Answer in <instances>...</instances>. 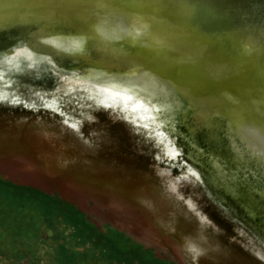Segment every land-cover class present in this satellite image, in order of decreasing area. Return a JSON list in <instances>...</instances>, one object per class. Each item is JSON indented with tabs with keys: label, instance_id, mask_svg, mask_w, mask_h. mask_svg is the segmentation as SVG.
Segmentation results:
<instances>
[{
	"label": "water",
	"instance_id": "obj_1",
	"mask_svg": "<svg viewBox=\"0 0 264 264\" xmlns=\"http://www.w3.org/2000/svg\"><path fill=\"white\" fill-rule=\"evenodd\" d=\"M0 165L176 264H264V0H0Z\"/></svg>",
	"mask_w": 264,
	"mask_h": 264
},
{
	"label": "rangeland",
	"instance_id": "obj_2",
	"mask_svg": "<svg viewBox=\"0 0 264 264\" xmlns=\"http://www.w3.org/2000/svg\"><path fill=\"white\" fill-rule=\"evenodd\" d=\"M1 181L9 184L0 185L2 219L12 225L23 219L25 226L36 224L41 240H47L39 244L38 264H56L51 247L56 240L84 253L83 264H176L59 181L0 165ZM75 210L79 216L73 214ZM110 230L119 234L122 246L117 244V252L109 242ZM2 255L0 264H8ZM23 264L30 263L24 260Z\"/></svg>",
	"mask_w": 264,
	"mask_h": 264
},
{
	"label": "trees",
	"instance_id": "obj_3",
	"mask_svg": "<svg viewBox=\"0 0 264 264\" xmlns=\"http://www.w3.org/2000/svg\"><path fill=\"white\" fill-rule=\"evenodd\" d=\"M0 185L4 188L9 184H5L4 181H1ZM73 214L79 216L78 211L76 210ZM4 215L5 214L3 212H0V253L3 254L2 257L8 261V264H23L24 260H27L30 264H38L37 262L39 257L36 255V252L39 251V244L41 241H44V239L41 240L42 237H39L37 225L30 224L25 226L26 224L23 223L24 219L22 221L19 220L15 222V225H12L10 220L7 221L6 219H2ZM75 220L76 219L74 218V221ZM110 232L112 235L109 242L111 241L112 245L116 247L115 250L117 252V244L122 246L118 241L119 234L114 233L113 230H110ZM126 240L124 239L123 243H125L126 245L124 246L127 247L128 243H126ZM51 247L55 250L54 257L52 258L56 264L84 263V256L82 255L84 253L81 254L79 251L75 252L73 248H68L65 246V242L61 243L56 240V243L51 244ZM138 254L141 256L142 253ZM153 261L154 260L151 262L153 263Z\"/></svg>",
	"mask_w": 264,
	"mask_h": 264
}]
</instances>
